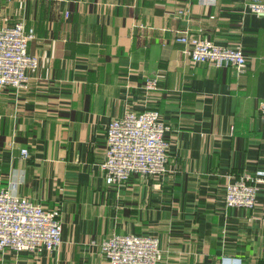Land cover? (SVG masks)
<instances>
[{"label": "crops", "instance_id": "0c3cea01", "mask_svg": "<svg viewBox=\"0 0 264 264\" xmlns=\"http://www.w3.org/2000/svg\"><path fill=\"white\" fill-rule=\"evenodd\" d=\"M248 1L0 0V28L24 20L39 60L18 98L0 89V190L62 224L56 250L0 264H107L113 235L157 238L161 264H264V186L251 210L224 205L231 179L264 169V17ZM180 33L241 47L245 71L193 64ZM146 110L169 127L167 172L107 185L108 123Z\"/></svg>", "mask_w": 264, "mask_h": 264}, {"label": "built area", "instance_id": "2783aa9c", "mask_svg": "<svg viewBox=\"0 0 264 264\" xmlns=\"http://www.w3.org/2000/svg\"><path fill=\"white\" fill-rule=\"evenodd\" d=\"M250 14L264 17V2L249 0ZM35 39L33 28L26 29L24 20L0 28V89L11 91L18 98L28 88L39 60L28 54V43ZM175 42L184 45L183 54L193 64H206L216 69L245 71L247 60L241 47L217 45L205 38L180 33ZM158 78L147 79L146 92L154 91ZM264 120V101L259 105ZM169 127L156 110L127 112L111 120L106 127V147L101 171L107 185H122L132 176L158 178L167 172ZM25 160L28 153L21 150ZM264 169L231 179L225 188L224 205L232 209H253L261 187ZM62 243V224L58 209L47 210L9 188L0 190V252L37 254L52 252ZM107 264H161L162 251L155 237L113 235L100 244ZM221 264H241L237 259L221 260Z\"/></svg>", "mask_w": 264, "mask_h": 264}, {"label": "rangeland", "instance_id": "374dc122", "mask_svg": "<svg viewBox=\"0 0 264 264\" xmlns=\"http://www.w3.org/2000/svg\"><path fill=\"white\" fill-rule=\"evenodd\" d=\"M141 177V176H140ZM148 178H151V177H148ZM251 210V209H250Z\"/></svg>", "mask_w": 264, "mask_h": 264}]
</instances>
